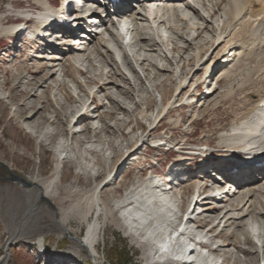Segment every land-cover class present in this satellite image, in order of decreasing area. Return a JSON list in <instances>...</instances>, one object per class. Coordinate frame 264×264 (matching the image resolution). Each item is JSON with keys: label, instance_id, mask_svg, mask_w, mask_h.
<instances>
[{"label": "bare ground", "instance_id": "bare-ground-1", "mask_svg": "<svg viewBox=\"0 0 264 264\" xmlns=\"http://www.w3.org/2000/svg\"><path fill=\"white\" fill-rule=\"evenodd\" d=\"M34 1L40 8H36L39 12L36 14L37 18L33 26L34 28H43V31L46 32L47 29L43 27V23L50 4L54 0ZM90 2L92 7H99V3ZM136 3L140 4V10L144 14L134 11L133 8ZM56 10L61 11L62 7H58ZM165 16H167L166 21L162 20L155 26L156 19L154 18L160 17L163 19ZM19 25L20 23H11L3 26L0 23V30L4 35H9L15 33L19 29ZM31 32L33 31H29L30 35ZM58 32H53L55 37H57L53 38V40L56 39V44L54 45H50L42 38L29 41V43H32L29 48L32 55L31 58L33 57L39 65L34 71L27 69L26 75L23 76L26 82L25 85L29 89L28 97L36 96V92L39 93L38 95L45 97L44 90L41 87L46 86L53 77L55 86L50 88L49 95L54 98V89H58L63 95L66 85L75 93L77 98L73 100L74 102L71 101V111L66 113L69 114V121L65 129L66 135L61 133L62 138L57 147L59 154L52 169V174L54 175L51 180L44 184L39 181L40 179L37 180L28 175H21L30 183L29 186L18 184L26 196L27 207L4 243V252L0 257V264L6 263L12 243L31 238L32 231L28 229L27 224L34 215L37 217L43 208L46 213L53 216V223L61 232L71 234V242L67 248L61 250V256L67 259L72 258V260H81L87 257L90 259L95 258L99 262L95 241L102 224L100 225V221L97 219L99 214L105 218L111 212L110 207L103 197L99 195V192L110 185L116 174L113 173V169L121 157L114 159L116 156L115 152L112 153V145L107 141H97L91 137L86 140L83 139L82 143H86L87 146L85 147L89 148L86 150V148L82 147L76 149L73 146V141L70 140L72 136L83 131L88 132L90 129L88 126L79 129V126L84 124L85 119H87V114L83 115L81 109L85 106L87 100L94 97L92 89L87 87L88 83L83 79L86 77L83 75L84 72L87 75L92 73L89 76L97 75L99 72L102 74L115 73L120 78H123V82L127 80L125 84L129 85H132L131 81L144 79L145 81L138 91L145 89L149 94H154L156 91L160 95L161 101H163V105L159 109H156L158 98L154 99L155 105L153 108L148 107L145 101L137 97L131 101L136 105L135 108L138 109L137 116L142 120V123L147 124L145 125L147 129L141 130L139 127L135 128V126L128 124L130 126L128 127L131 128L128 133L135 135L131 146L124 145L125 150L121 154L124 159L137 152L140 144L144 143L150 135V131L153 130L151 126L161 119L158 118L162 111L166 110L169 104L171 106L174 105L178 86L184 85L189 77L197 76L201 71V65L206 62L208 52L212 48L218 49L214 57V59L216 58L215 61L219 62L222 57L225 58L224 61L218 64L217 69H214L216 77L220 78L219 82L234 80L241 75V83L237 85V89H241L243 92L253 89L248 91V95H246L249 97L247 101H250V108L239 114L238 120L231 123L228 131L225 130L219 134L218 146H225V150H227L220 156H223V158L228 157V160L225 159L224 163L229 162V165L233 166L232 169L239 167L236 159L243 162L254 157H262L259 161H264V107L258 108L257 106V103L263 99L264 95H261L259 89L255 88L258 82L256 80H264V0H168L165 4L162 0H142L140 3L139 0H124L116 7L115 15L105 16L99 32L88 33L87 38L83 39L82 43L78 45L70 43L65 33ZM162 34H167L166 37H169V39L165 40V38H162ZM200 41L208 42L209 46L206 44L207 47L205 45V49H202L198 45ZM35 45L39 46L37 51L35 50ZM177 47H180L179 50L182 52L176 56L175 53L180 52ZM42 54H45V56L42 57ZM191 59H193V63L190 64L189 60ZM43 60L45 62H42ZM66 61H70L74 67H77V65L84 67L85 71L82 69L75 70V77L78 76L79 81L69 74L66 69ZM46 62L49 65L50 72L44 71L48 67L45 64ZM186 68L189 70L187 73L185 71ZM152 72L156 77L150 79H147V77L142 78L144 74L149 75ZM35 75L38 76L39 80L33 82ZM166 75H172L175 78L172 93L167 99L164 91L162 92V89L159 90L158 87L162 83L161 78ZM108 78L101 82L98 89L103 91L109 88L110 91L116 90L124 94L122 85ZM20 80L18 83L21 82ZM198 80V84L200 82L204 84L208 81L207 79L203 80L201 76L198 77ZM214 91L215 88L209 84L207 93L201 99H197L194 104L212 95ZM81 92L86 99L81 98ZM107 93L108 91L105 94V101L108 106L111 102L113 105L118 104V100L114 99L113 93L112 95H107ZM234 94L235 91L231 88L226 93H221L217 96L214 104ZM6 97H9V95ZM64 98L67 103L70 102L68 95H64ZM33 108L25 119L33 120L40 109L37 107ZM155 109L157 110L156 113ZM130 112L131 116L135 115L132 109ZM56 117L57 115L55 119ZM102 117L99 113L95 121L97 126L101 127L102 131L106 133L108 126H103ZM178 120V118H175L174 122L177 123ZM33 121L28 124L27 128L30 133L39 138L41 137L42 140L44 137H51L54 133L49 127L39 128L40 123ZM45 122H49V120L46 119ZM119 130L120 128L117 127L116 131L118 132ZM139 130L140 133H138ZM95 152L100 153L101 161L93 159L92 155ZM181 157L179 159H182ZM81 158L83 165L81 164ZM186 158L192 157L187 156ZM69 159L77 161L80 167L83 168L81 169L82 172H88L89 175L91 173L94 181L97 177L103 175V178L96 183L92 196L87 199L89 208L95 211L94 213H96L98 218L92 222L82 238L73 235L70 229H67L66 219L60 216L59 209L57 210L58 217H56V211L49 209L45 205V203L48 204L47 201L41 199V196H43L52 200L56 196L55 191H57V187L60 184L61 168L63 163ZM6 166L10 169L9 165ZM178 167L175 168L177 169ZM228 169L221 168L220 171L225 173H218V176L224 178V175L229 173ZM171 171L170 178H174L176 181L183 178L179 184L176 183L166 187L162 179L150 175L138 179L135 183H131L124 194L114 196L116 201H114L113 207L118 209L121 220L126 223L131 233L134 235L137 233L141 240H144L147 242L145 244L149 245L146 263L160 264L165 262L169 256L175 254V256L182 257L187 264H219L222 260V256L219 253H214L208 249L205 250L202 247L189 251L190 244L193 245V242L187 241V238L191 235L196 236L198 239L207 240L211 245H219V250L223 247L220 251L227 254L228 259L221 264H243L242 261L245 256L243 248L232 244L230 246L226 241L224 243L222 241L223 238L219 237V235H214L211 230L200 231L198 226L195 227L192 223L195 219L217 210L215 213L218 221L215 228L220 223H223V227L234 225L237 228V232H234L235 236L242 235L241 233L244 232L242 236L250 237L255 242V252H262L261 264H264V222L261 221L264 219L263 163L257 165L253 173L247 172V170H240L236 173V177L235 174L233 176L229 174L231 177L227 180V184L231 185L230 183H233L232 188L234 189H229L227 195L222 193L221 187H217L208 192L206 197H200L204 193L201 190L206 185V175L191 176L185 170L182 173H177L174 168ZM185 177L189 181H183ZM188 183L192 184V192L190 194L192 197L189 196V202L184 207V194L181 191V185ZM158 187H162L164 190ZM195 193H198L196 200L194 199L195 196H193ZM179 195L181 199H178ZM216 195H219L221 200H218ZM211 202L217 203L218 207L212 206ZM195 207L199 211L197 210L194 213ZM120 209L123 210L122 213ZM186 210V221L182 223L178 216ZM169 225L179 226L182 231L178 229L172 238L168 235H163L169 229ZM44 237L45 234L42 233L36 240L41 248ZM57 257L62 259L60 256ZM58 263L60 264L61 261H58Z\"/></svg>", "mask_w": 264, "mask_h": 264}, {"label": "rangeland", "instance_id": "rangeland-1", "mask_svg": "<svg viewBox=\"0 0 264 264\" xmlns=\"http://www.w3.org/2000/svg\"><path fill=\"white\" fill-rule=\"evenodd\" d=\"M53 2L57 5L61 3L60 0H55ZM35 3L34 0H0V23L6 26L11 23L19 22V19L10 16L11 13L15 12L14 9L27 8L28 6L34 8L37 4ZM3 35L4 33L0 30V94L4 96L9 95V97L0 99V161L9 165L12 172L20 176L28 175L31 178L40 179V182L46 184L54 175L52 174V169L59 154L57 147L62 138L61 133L66 135L65 129L69 121V114L66 113L71 111V101L75 100L77 96L66 85L63 95L58 89L53 90L55 93L54 98L49 95L50 88L55 86V81L52 77L46 86L41 87L44 90L45 97L38 95L39 93L37 92L36 96L28 97L29 89L25 85L26 82L23 76L26 75L27 69L34 71L39 64L33 57L31 58L32 55L30 50L26 56L23 55L24 50L21 45L22 42H18L19 44L12 47V45L7 43ZM204 41H200L201 43L199 42L198 44L202 49H205L206 44L209 46V43ZM25 46L26 48H30L31 44L26 43ZM177 48L180 52H176V56L182 52L179 50L180 47ZM37 49H39V46L35 45V50L37 51ZM43 56H45V54H42V57ZM12 58H14V60H12ZM42 62H45V60ZM189 63H193V59L189 60ZM45 64H47V62ZM47 68L46 70L44 69V71L50 72L49 65ZM66 69L71 76L75 77V70L79 68L74 67L70 61H66ZM185 71L187 73L189 71L188 68H186ZM90 74L87 75V73L84 72L83 75L86 77L83 79L88 83L87 87L99 91H97L99 94L98 100L102 104L104 103V105L100 107L99 113L103 116V126H108L106 129L107 132L105 133L102 131L101 127H97L94 131L89 129L88 132L83 131L78 133L72 136L70 140L73 141V146L76 147V149L80 147L86 148V143H82L83 138L87 139L91 137L97 141H107L112 145V153L115 152L116 156L114 159L121 157L118 162H116V164H118L113 169V173L116 174L111 180L110 185L99 192V195L103 197L110 207L111 212L108 217L104 218L99 214L98 218L96 213H94L95 211L92 208L90 209L87 203V199L92 196L96 183L103 178V175L97 177L94 181L91 173L89 175L88 172H82L81 169L83 168L80 167V164L70 159L63 163L59 178L60 184H62H59L60 186L58 185L57 191H55L56 196L51 201L59 209L60 216L66 219L67 229H70L73 235H77L81 238L85 236L92 222L98 218L97 220L100 221V225H102L99 228L95 243L100 264H147L146 258L149 245L141 243L139 237L131 233L126 223L121 220L118 209L113 207V203L116 201L114 196L124 194L126 189H129L131 183H135L138 179L144 178L147 173L150 174L153 171H158L164 174L166 171L162 169L161 165L166 160L175 161L178 155L174 152L168 154L163 150L162 152H157V150L149 144L153 141L150 140L151 142H149L145 140L146 142L144 141L145 143L140 144L134 155L123 159L124 156L121 154L125 150L124 145L131 146V142L133 143L135 135L128 133L129 127L133 125L135 128L139 127L141 130L147 129L142 123V120L137 116L138 109L135 108L136 105L131 101L137 97L145 101L148 107L153 108L155 105L154 97L158 93L155 91L154 94H149L145 89L138 91L144 83V79L131 81L132 85H129L125 84L127 80L123 82V78H120L115 73L102 74L99 72L97 75L93 74L89 76ZM198 75L192 77L196 80ZM170 76L172 75L163 76V79L161 78L162 83L158 86L159 90L162 89V92L164 91L166 99L171 95V91L175 84V78ZM37 77L38 76L35 75L33 82L39 80ZM145 77L150 79L156 76L152 72L149 75L144 74L142 78ZM75 78L79 81L78 76ZM107 78L121 84L124 89V94L116 90L110 91L109 88H107L108 90L100 91L98 86ZM241 79L242 76L240 75L237 79L230 80L231 82L223 80L219 82L217 86H212L215 88L213 94L199 103L191 107L183 105L172 109L168 116H166L157 127L150 131L148 138L150 137V139L154 140L157 135L169 136L172 133V136H174L177 141L185 143L184 147L186 150L196 151L201 148L203 144H210L213 148H217L220 132L225 130L228 131L231 127V123L238 120L239 114L251 106L250 101H247L249 97L246 95H248V91H252L253 89L246 90L245 92L241 91V89H237V85L241 83ZM19 80L21 81L20 83H18ZM157 82L159 81L157 80ZM256 82L258 87L256 86L255 88L259 89L261 95H264V80L260 79L256 80ZM209 84L214 85V81L211 80L208 86ZM143 86L145 87V85ZM231 88L235 91L233 96L226 97V99L224 98L217 104H214L217 96L221 93H226V91ZM105 91H108L107 95H112L113 93V97L118 100L117 102L119 105L117 103L113 105L111 102L108 106V103L105 101ZM64 95L70 97L71 103L65 101ZM80 96L81 98H85L82 92ZM33 107L40 108L33 120L40 123L39 128L45 126L44 128L49 127L51 131L53 130L55 134L53 133L51 137H44L42 140L41 137L39 138L29 132L27 127L33 120H27L25 117L32 112V109H34ZM131 109L136 116H131ZM56 115L57 117L55 119ZM169 116L178 118V122L181 121L179 126H175L178 122L175 123L173 118L171 122V119L168 118ZM46 119H48L49 122H45ZM96 119L97 118H94V120ZM50 123H52V125H50ZM90 125L91 120H88L87 115V119H85L84 124L79 126V129L85 126L89 127ZM117 127H119L121 131L119 130L117 132ZM138 133H140V130ZM117 139L118 141H116ZM87 148L86 150L89 149ZM92 156L94 160L101 161L99 152L93 153ZM186 157L187 156H182V159L178 158L177 162L185 158L182 162L186 164L189 163L186 167L190 169L188 172L191 176H199L205 173V169L200 167L198 159L194 160L193 156L190 159ZM208 163L210 165L213 164V162L210 161H208ZM81 164L83 165L82 158ZM79 171L80 173H78ZM7 175L8 169L0 164V257L4 252L3 246L10 231L15 226L18 219L23 215L27 207V199L24 192L21 190V186L6 179L5 177ZM209 182L210 181L207 179L206 184ZM119 185H121V188H116ZM182 189V193L184 194L183 206L186 207L192 192V184L183 185ZM211 189L212 188H210V190ZM210 204L212 206H217L215 202H211ZM45 205L54 211L48 204L45 203ZM47 207L46 209H48ZM196 208L197 207H195V209ZM45 211L46 210L43 208L37 217L34 215L29 220L27 227L32 231L29 240L22 239L10 245V255L5 264H44V254L52 257L50 259L60 256L62 259L58 258V261H61L63 264H94L93 259L88 257L81 260H72V258L67 259L61 256V250L67 248L71 242V234L61 232L60 229L54 225L53 216ZM216 211L217 210H214V212H210L206 216L199 217L198 219L201 221V225L205 226L212 223V221L216 219ZM261 221L264 222V219ZM234 232H237V228L234 227V225L228 227L224 226L221 233L217 235L223 238L222 241L224 243L226 241L230 246L231 244L234 246L237 245L244 249L245 256L242 261L243 264H261L262 252H255V242H253L250 237L242 236L244 232L241 233L242 235L239 234L238 236H235ZM42 233L45 234L43 244L47 247L45 253H40L42 249L36 241ZM125 245L128 253L126 257L133 258V262L126 261L125 263L115 256L116 250L123 251ZM222 248L223 247H221V249Z\"/></svg>", "mask_w": 264, "mask_h": 264}, {"label": "water", "instance_id": "water-1", "mask_svg": "<svg viewBox=\"0 0 264 264\" xmlns=\"http://www.w3.org/2000/svg\"><path fill=\"white\" fill-rule=\"evenodd\" d=\"M0 164L6 166V164H4L2 162H0ZM6 168L8 169V175L5 177L6 179H8V180H10V181H12L14 183L20 184V185H25V186H29L30 185V183L27 182L22 176L12 172V170L9 169L8 166H6ZM41 199L47 201L48 205L52 209H54L56 211V217H58V214H57L58 208L54 205V203L51 200H49V199H47V198H45L43 196H41ZM93 261H94L95 264H100L98 261H96L95 258H93Z\"/></svg>", "mask_w": 264, "mask_h": 264}, {"label": "trees", "instance_id": "trees-1", "mask_svg": "<svg viewBox=\"0 0 264 264\" xmlns=\"http://www.w3.org/2000/svg\"><path fill=\"white\" fill-rule=\"evenodd\" d=\"M124 250H116V254L115 256L118 257L119 260L121 261H124L126 263V261H129V262H133V258H130V257H126V254L128 256V253H127V247L126 245L123 247Z\"/></svg>", "mask_w": 264, "mask_h": 264}]
</instances>
